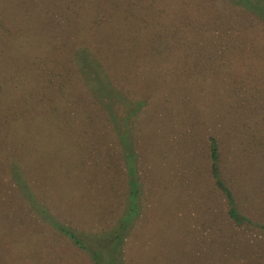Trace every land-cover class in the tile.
Instances as JSON below:
<instances>
[{
    "label": "rangeland",
    "instance_id": "rangeland-1",
    "mask_svg": "<svg viewBox=\"0 0 264 264\" xmlns=\"http://www.w3.org/2000/svg\"><path fill=\"white\" fill-rule=\"evenodd\" d=\"M61 1L0 0L4 61L13 66L32 64L27 51L37 47L69 55L75 47L91 46L89 38L104 45L101 35L111 30L114 39L106 46L110 53L118 54L124 41L133 44L118 22L102 34L104 14L99 15L100 22L79 16L70 23L68 10L61 18L57 12ZM200 1V7L210 11L211 26L197 28L196 46L179 47L174 42L160 51L137 37L141 45L135 43L129 64L150 75L138 76L136 70L125 79L134 92L129 99H115L113 123L108 125L104 113L96 115L83 103L78 107L60 103L54 112V98L51 105H37L32 95L31 113L17 103V111L11 108L3 116L13 118L19 111L36 126L28 144L33 168L25 172L35 200L52 217L43 224L37 212L28 213L20 189L11 183L14 162L0 158V253L6 255L8 249L17 254L22 248L29 253L27 263L16 256L7 264H93L53 228L55 220L86 240L102 228L123 225L124 264H264V236L229 220L226 200L211 178L208 150V139L214 137L222 180L239 212L264 226V39L253 38L256 33L263 36L264 28L254 15L249 22L246 14L230 9L229 0ZM163 22L173 29L179 24L175 16ZM232 29L238 35H232ZM240 34L250 44L237 42ZM118 80L124 85L122 77ZM18 84L4 82L5 103L10 88ZM136 101L143 103L137 114ZM68 120L72 126L66 128ZM19 155L14 146L12 156L18 161ZM128 178L135 182L130 184ZM129 190L139 195L132 205L125 198ZM38 211L41 215V208ZM23 213L32 233L21 241L24 233H17V224ZM99 240L108 239L103 235ZM100 256L99 264H112L118 253L103 251Z\"/></svg>",
    "mask_w": 264,
    "mask_h": 264
},
{
    "label": "trees",
    "instance_id": "trees-1",
    "mask_svg": "<svg viewBox=\"0 0 264 264\" xmlns=\"http://www.w3.org/2000/svg\"><path fill=\"white\" fill-rule=\"evenodd\" d=\"M64 1V2H62ZM58 7L57 12L61 18L65 17L66 10L70 11L71 16H66L68 22L73 23L76 17L98 19L100 14L106 16L107 21L101 22L102 34L106 31L108 25H114L118 22L123 27L124 37H130L133 42H122L123 49L118 54L110 53L111 48L108 46L114 36L113 30H111L106 36L101 35L104 45H100V40L93 42L92 38H89L87 42L91 41V46H83L82 48L75 47V50H71L69 55H65V50H49L47 47L35 48L34 51L28 50L26 57L32 64L8 63L4 61L2 57V48L0 47V158L4 161H13L14 166L11 170V183L19 188V194L25 202L26 210L28 213H35L38 220L45 224L46 219L51 220L52 217L47 213L44 207L40 206L35 200L33 194V183L30 181V175L26 173V170H32L31 156L28 154V144L34 139L35 133L33 129L36 126L31 125L22 117V113L16 112V117L7 118L3 117L15 108L17 111L18 104L22 103V108L27 113H31V95L32 99H37V105L50 104V99L54 98L56 107L54 112L59 110V104L62 103L65 107L69 103L78 107L82 104L87 107L88 110L98 115L99 113L105 115V121L107 124L113 123V104L117 97L123 98L126 96L131 98V94L134 89L131 88V81H126V78H130L135 75V71L138 70V76L148 77V72L143 71L141 67L132 66L131 60L133 54L136 52L137 46L141 43H137V37L140 35L146 39L147 44L156 45V49H164V45L171 46L174 42L178 43L179 47H191L196 46L197 42H194L196 38L197 28L200 25L211 26L210 23V11H205L200 7V0H62ZM228 3L230 9L234 7L239 12L243 13L249 22H252L250 17L254 15L256 19L262 24L264 28V0H229ZM81 3V4H79ZM100 3V4H99ZM99 4V5H98ZM96 7V8H95ZM95 8V10H93ZM175 16L179 24L175 29L171 28V23L163 22L168 17ZM131 18H134L131 20ZM96 22H100L97 20ZM166 25V26H165ZM199 25V26H198ZM100 26V25H97ZM86 30H88V24H86ZM137 29H134V28ZM125 29V31H124ZM262 29V28H261ZM150 30L149 32H147ZM161 30V31H158ZM235 29H232L230 33L236 34ZM157 31V32H156ZM264 32V30L262 29ZM251 33V32H248ZM256 33V32H254ZM241 38L237 41L244 42V44H250V39L244 38L243 34H240ZM258 39H264L263 36H256ZM85 39V37H84ZM136 41V42H135ZM138 44L137 46L135 45ZM120 44V42L118 43ZM133 45L132 48H127L128 45ZM104 46V47H103ZM162 51V50H160ZM57 52V53H56ZM115 52V51H113ZM116 53V52H115ZM114 56V57H113ZM113 57V58H111ZM115 57H120L121 61L118 63L114 61ZM19 70H16L18 69ZM129 69V71H128ZM153 75V73H151ZM118 76L123 78V84L120 85ZM17 80L19 83L16 88L11 87L10 93L7 95V103L4 101V82ZM123 90L128 88L129 90L123 93ZM24 90H29L30 93L22 94ZM138 90V89H137ZM31 92H35L31 94ZM136 93V91H135ZM54 94V97H53ZM22 96V97H21ZM74 98V99H73ZM140 100V99H138ZM51 105V104H50ZM135 114H137L143 103L134 102ZM7 107V108H6ZM80 113L81 110H79ZM102 116V115H99ZM98 117V116H97ZM11 120V121H7ZM6 125H5V124ZM67 127L72 126V120H68ZM105 124V123H103ZM101 125V124H100ZM6 126V127H5ZM1 131H5L4 133ZM16 146L20 150L18 161L13 155V148ZM208 150L210 159V173L213 180L214 187L226 200L227 216L229 220L237 227H250L259 230L264 236V226L252 221L248 217L243 216L235 203L232 191L222 180L221 176V161L219 145L214 137L208 139ZM43 156L45 154L38 152ZM45 153V152H44ZM51 154L55 155L51 151ZM4 161V162H5ZM13 168H19L13 169ZM14 170H17V172ZM26 173V174H24ZM127 181L131 184L134 181L133 178H128ZM29 182V183H28ZM35 197V198H34ZM137 191H130L125 194L126 201L131 204V201L138 199ZM129 207V206H128ZM42 210L41 215L38 209ZM131 212L129 208L126 209ZM37 212V213H36ZM45 214V216H44ZM24 217L19 220L17 224V233H24V236H20L21 241L31 237L30 225L26 224L27 218L25 213ZM53 228L61 235L66 237L73 246H75L81 252L88 255L93 264H99L100 255L103 251L110 253L114 251L118 253V256L114 258L112 264H124L123 244L125 241V235L127 231L123 225L117 226L113 229L102 228L98 233H94L91 240H86L78 237L68 228L62 226L56 220L54 221ZM13 235L11 230L8 231ZM105 235L107 242L99 240V236ZM9 244V243H8ZM11 249V248H10ZM0 264H7V260L10 257L21 256L22 263H27L26 255L29 254L26 248H22L17 254L14 250L6 252L3 255V251L0 253ZM8 254V255H7Z\"/></svg>",
    "mask_w": 264,
    "mask_h": 264
}]
</instances>
